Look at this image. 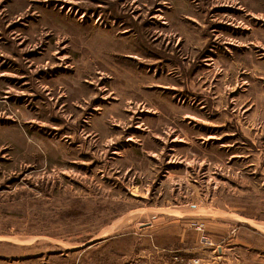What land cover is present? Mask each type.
Segmentation results:
<instances>
[{"label": "rangeland", "instance_id": "374dc122", "mask_svg": "<svg viewBox=\"0 0 264 264\" xmlns=\"http://www.w3.org/2000/svg\"><path fill=\"white\" fill-rule=\"evenodd\" d=\"M264 264V0H0V264Z\"/></svg>", "mask_w": 264, "mask_h": 264}, {"label": "built area", "instance_id": "2783aa9c", "mask_svg": "<svg viewBox=\"0 0 264 264\" xmlns=\"http://www.w3.org/2000/svg\"><path fill=\"white\" fill-rule=\"evenodd\" d=\"M194 263H195V264H198V261H197V260H194Z\"/></svg>", "mask_w": 264, "mask_h": 264}]
</instances>
